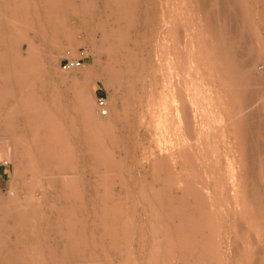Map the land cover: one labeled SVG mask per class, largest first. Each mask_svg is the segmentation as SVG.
Listing matches in <instances>:
<instances>
[{
    "label": "bare ground",
    "instance_id": "obj_1",
    "mask_svg": "<svg viewBox=\"0 0 264 264\" xmlns=\"http://www.w3.org/2000/svg\"><path fill=\"white\" fill-rule=\"evenodd\" d=\"M196 1L204 14V16L201 14V17L203 16L204 22L207 20L204 23L200 19L201 17L199 18L201 20L200 27L207 23L206 28L202 27L203 30L198 29L194 11L188 10L185 18L183 11L186 7L184 6L185 8L180 10L181 6L178 5L179 9H177L176 3L170 4V6V0H106L101 6L97 2L95 3V0H0V75L3 76L0 78L2 80L0 81V102L3 106L11 103L8 119L20 109L21 111L25 109L26 115L30 118L22 125L13 124L10 120L5 122L4 124L11 128L9 129L11 131L16 127L19 129L21 127L22 130L15 129L14 138L12 137L13 140L10 142L13 143L12 145L4 142L0 143V147H5L6 155L13 160L15 163L13 167H15V171L20 172V175H23L24 172L23 159L27 157V163L29 162V169L32 173L25 183L27 194H24V196L26 195L24 203L20 204L16 196L0 203V264H12L14 260L12 256L15 251L10 242L13 234L18 239L15 247L20 249L27 264L81 263V256L85 253L84 243H87L89 237L86 232L81 233L80 242L82 241L83 244H80L77 236L78 222L73 219L78 212L79 205L83 203L86 207L87 201L84 194L86 181L82 177L76 176L79 164H73L74 162L71 163V161L75 158L76 152L81 150L87 151L97 160L110 156V154L112 156L111 146L120 141L117 138L120 136H116L118 120L127 118L126 115H132V113L136 117L126 120L131 138L134 135V141L138 139L140 145L144 143V138L157 144V150L146 155V160L147 163L149 161L147 171L152 173L158 183L141 184V187L138 186L139 192L134 187L139 195L136 194L137 198L139 197L137 202L139 200H143L146 204L148 202V205L155 208V212L159 216L161 214L165 216L163 226L152 229L159 230L162 237L159 242L156 241L158 245L151 257V264H173L175 258L188 261V258L194 254V250L199 247L205 248L202 254L198 253L208 261L209 254L217 252V250L220 252V248L214 249L213 241L216 238H212L213 234H210L211 238H206V235L210 233L206 234L208 229L214 235L217 233L216 236H219L216 241L218 246L221 230L225 223H233L236 227L235 230L238 228L240 232L242 227V234L245 232V228H243L245 225L250 226L251 224L256 229V226L259 225L255 226L257 220H262L264 223V138L260 133L262 125L260 120L263 111L261 107H255L243 113L245 108L250 107L254 99L257 97V100L263 93L261 88L254 87L253 83L264 81V73L256 72L252 68L253 58L255 59V55H258L259 51L252 43L255 30L249 20L250 13L244 0ZM59 3H62L61 7L58 5ZM178 10L180 11L178 12ZM69 13L77 15L79 22L69 24L65 19ZM220 15L225 19L224 22L220 19ZM108 16L113 17L115 25L109 23ZM219 20H222L221 24H219ZM96 21L98 22L97 27L103 30L102 42H97L96 34L94 35L96 30L94 22ZM29 24L43 36L47 49L44 50L43 56H40L42 61H38L36 55H40L41 52H37L40 49L35 51L37 46L28 40L29 50L24 56V68H15L14 65L18 61L11 52L19 47L9 43V39L16 41L24 32L20 27L24 25L27 27ZM81 28L86 30V38L90 39L92 47L96 50L105 48L107 51L110 59L106 66L104 65L107 74L106 83L112 84L113 81L120 87L121 95L126 98V103L124 101L123 104L126 105L116 108L108 100L104 106L108 109L106 110L107 115H101L100 111L98 112V104L90 95L82 91V86L85 83L88 84L89 81L93 82L95 78L104 76V72L100 69H93V66L92 68L87 67L89 69L83 73L74 72L73 75L60 78V81L72 86L75 90V100L70 107V110L75 114L74 127L84 126L89 130H59L55 127L65 126L57 120L66 113L65 106L60 105L61 107L58 108L57 106H44L39 94L41 90L45 92L54 86L52 74L53 70L57 69L56 62L59 53L64 47L66 50H75L78 47L80 43L78 30ZM137 33L142 34L143 39L139 37L141 40L148 39V41L154 42L156 62L152 68L148 86L146 83L149 75L145 74L147 77L145 76L143 80L142 76L144 75L140 73V78L136 71L137 56L140 54L134 47H137L139 43L141 45V40L135 36ZM10 34L13 35L10 36ZM236 40H238V44L240 43L239 47H242V50L249 46L252 47H250L252 51L248 56H246L248 53L244 55V51L236 49V47L238 48V46L235 47ZM132 43L135 44L134 47ZM144 44L142 41V45ZM53 46H57L58 50L52 51L51 47ZM144 48L145 46H143ZM140 59L143 61L144 58L140 57ZM144 63L142 62L141 65L145 66ZM87 64L85 63L83 67H86ZM142 70L144 69L142 68ZM222 70L227 71V74L221 75ZM146 73L148 74V71ZM23 77L24 81H22ZM139 78L143 80V85L139 83ZM219 81L225 87L231 86L230 90L227 88L228 90H224L221 94L222 87L215 86V83ZM218 88L220 89L218 90ZM28 111L34 113L37 111V113L33 117ZM78 118L82 119V124ZM227 131L234 134L235 140H229V142L224 140ZM237 136L240 138L238 141L236 140ZM223 143L234 145L232 148L236 155L233 156L235 160L232 158L233 154L225 152ZM9 146L13 148L10 149ZM231 158L232 160H230ZM220 159L226 162L224 166L216 168L217 164L213 165V163L215 164L216 160ZM39 165L43 166L42 171ZM26 169L28 170V166ZM128 171L127 174L133 172L128 173ZM26 172L24 173L26 174ZM43 175H46L45 180L42 178ZM123 179L124 177H122ZM124 180L122 183L126 184L128 179ZM136 180H131L133 181L131 183ZM142 181L141 183H143ZM95 184L98 186V183ZM36 188L40 189L43 199L46 200L48 196H52V205L55 208L52 215H48L46 212L44 214V208H38L37 200L32 198ZM134 188L131 189L134 190ZM97 189L98 187L93 190L96 192ZM127 189L130 187L126 186L125 189L124 186L126 192H132ZM86 190L89 191L87 188ZM107 190L100 197L101 200L96 198L97 202L96 200L94 202L100 208L99 211L104 207L100 213V220H97V223L99 222L104 229V235L101 238L106 241V236H108L110 239L107 240L108 245L110 242L108 247L116 252L126 250L124 251L126 254L124 252L123 254L129 257L133 253L131 251L134 246L132 243L134 240L133 230L136 227L133 229L132 224L134 223L130 219V215L129 220L127 219L128 212L123 211L127 215V220L121 222L122 215H125L122 214V210L125 208H122L126 201L122 202L123 204L117 203V206H115L116 204H113L112 207L109 206L107 201L111 198L112 192L110 189ZM126 192L123 193L127 194ZM131 194L134 195V193ZM134 199L129 198L131 203ZM94 207L93 209H95ZM135 207H138L137 204L133 208ZM150 207L149 209H152ZM40 209H43L42 215L38 216L37 214L36 217L35 214L37 210L40 212ZM180 212L182 214L179 216ZM10 216H15L14 220ZM177 216L181 217L180 225L177 224L178 221L175 223L177 225L173 224L176 219L178 220L175 218ZM93 220L95 221L92 219L90 222L95 225L96 221L93 222ZM254 220L255 222H253ZM262 226L264 227L263 224ZM94 227L91 231L94 230ZM96 228L95 230L98 231ZM225 234L227 235V233ZM240 234L241 239H247L244 238V235L241 237ZM247 234L249 233L247 232ZM144 235L146 236V232ZM245 236L247 235L245 234ZM58 237L59 242L63 240L62 250L58 249L59 243L55 240ZM91 238L94 241L97 237ZM212 239L213 241H210ZM145 240H147L146 237ZM227 242L229 241L227 240ZM251 242L246 244L248 247L244 245L245 249L241 245L243 248L241 251L244 253L240 252L243 257L240 256V253L239 256L241 259L243 258L244 262L254 258L252 256L256 252L254 250L257 243L255 241V246L252 245L254 249L249 247L254 241ZM100 244L102 243L100 242ZM240 244L238 243L239 247ZM46 247L49 251H45ZM256 247L259 248V246ZM247 248L254 251L251 252L253 255H250L252 258H249L250 260L245 258ZM222 249L224 250V248ZM260 249L263 250L261 247ZM228 250L230 249L228 248L227 252ZM238 250L240 251V249ZM261 251L257 250L256 254ZM46 252H49L50 258L47 255L48 259H45ZM152 252L148 254L151 255ZM234 253L236 255V252ZM123 254L121 253V255ZM215 254L214 256H216ZM193 258L197 257L193 256ZM202 258V262H198L200 259H197V262L195 261L193 264H209V261L203 263L204 259ZM126 260L130 259L126 258ZM190 261L188 262L190 263ZM183 262L185 261L183 260ZM188 262L186 263L188 264ZM92 263L95 262L92 261ZM130 263L127 262V264Z\"/></svg>",
    "mask_w": 264,
    "mask_h": 264
},
{
    "label": "rangeland",
    "instance_id": "obj_2",
    "mask_svg": "<svg viewBox=\"0 0 264 264\" xmlns=\"http://www.w3.org/2000/svg\"><path fill=\"white\" fill-rule=\"evenodd\" d=\"M18 1H22V0H18ZM38 1H40V0H38ZM105 1L106 0H95V3L97 2V4L99 6H101V5H103V3ZM244 1L246 3L247 8H248V11L250 13V19L249 20H250L251 26H252V28L254 27V30H255L254 33H253V37H252V41H253L252 43L255 46V48L259 51V54L258 55L257 54L256 55L255 54H252V55H255V59L253 58L254 61L252 60L253 61L252 62V66L253 67L252 68L256 72L264 73V0H244ZM183 2L185 4V0L184 1L183 0H178V1L177 0H172V2L170 0L169 5L170 4L173 5V3H176V7L178 5L181 6V7H179L180 10H181V8L182 9L185 8V7L187 8V6H188L187 9L185 8V11L182 10L183 11V15L185 16V14H186V16H187L188 10L189 11H192V12L194 11V18L196 19L195 22H197L198 29L200 28L201 30H203V28H206V24L207 23L206 24H202V26L200 27L201 20H203L202 22H204V18H203L204 14H203V11L201 9H199V6L197 4V1L196 0H187L186 1L187 3L185 5L183 4ZM58 5H60V7H61L62 6V3H59ZM101 8H103V7H101ZM179 8L177 7V9H179ZM193 8H195V9L193 10ZM53 10H56V9H53ZM180 10H178V12ZM200 10H201V13H200ZM1 12H2V10H1ZM2 14H4V13H2ZM5 14H7V13H5ZM201 14H203L202 17H201ZM186 16H185V18H186ZM106 17H103V18L105 19ZM199 18L201 20H199ZM65 19L68 21L69 24L70 23H75V22L77 23V22H79V17L77 15L76 16L73 15V13L67 14ZM112 19H113L112 16H110V17L108 16L109 23H113L115 25L114 19H113V22H112ZM220 19H222L223 22L225 21V19H223L222 16L220 17ZM222 20L221 21L219 20V24L222 23ZM98 22H100L99 19H98ZM98 22L97 21L94 22L95 29H96V30L94 29L95 30L94 35L96 34L95 38H96V41L97 42H100V41L102 42L103 39L101 40V37L103 36V30L100 27H97ZM205 22H207V20H205ZM29 26H30V24H29ZM29 26L27 25V27H26L24 25V26H21L20 27L21 30L24 31V32H23V34H22L21 37H18L17 38L16 41L15 40L13 41L12 39H9V43L16 44L19 47L15 51L11 52L15 56V59L18 61L14 65L15 68H18V67L24 68V56L26 55V53L29 50V42H28V40L32 41L34 43V45L37 46V47L35 46L36 47V50L35 51H37L38 49H40V50L37 51L38 53L41 52V53H39L40 55L38 56V55L35 54L36 55V58H38V61H42V60H40V58H42L40 56H43V54L45 53L44 50L47 49L46 46L44 45L45 42H44L43 36L40 35L39 33H37V31L35 30L34 27H32V25L30 26V28L32 27L31 29L28 28ZM85 31L86 30L85 29H82V28L80 30H78V34L80 36L79 37V40H80V43L79 44L80 45L78 44V47L81 46V45H85V46H87V48L89 50L90 56L87 59V63H88L87 66L86 67H83L82 66L81 68H75V69L68 70V71H65V70L61 69L59 63H60V60L62 58V55L65 53V51H63V50H66V47H64V49H62V51H60L58 60L56 62L57 69L56 70L55 69L53 70L52 77L54 79V86L52 88H50V89H47L45 92H42V90L40 89L41 91H40L39 97L42 99V104L44 106L45 105H47L48 107H56L57 106V108L60 105L61 106H63V105L65 106V107L63 106L65 108V110H66V113H64L65 111L63 112L65 115L63 114L61 116V118L57 119L61 123L65 124V126H63V127H55L56 129H59V130H66V131H74V130L88 131L89 130V128H85L84 126H79L77 128L74 127L73 123H74V116H75V114H74V112L72 110H70L71 109L70 107H71V104L73 103V101L75 100L74 99L75 90H74V88L72 86L67 85V84H65V83H63V82L60 81V78H63V77L68 76V75L69 76L70 75H73L74 72H78L79 74L80 73H83V71H86L87 69H89L87 67H91L92 68V66H93V69H96V70H99L100 69V70H102L104 72V76L99 77V78H95L93 80V82L92 81H89V83L87 82L88 84L85 83L86 85L84 84L82 86V91L85 92L86 94L90 95V97L95 100L96 104H98L97 105L98 106V112L100 111V114L101 115L106 116L107 114L102 113V109L99 108L100 107V103H99V100L97 98L99 96H104L105 102L108 101V100H110L111 101V104L114 107H116V108L124 107L126 105V104L125 105L123 104L124 101H125L124 103H126V98L123 95H121L122 93H120V91H121L120 90V87L118 85H115V82H113V81H112V84L111 83H106L107 82V80H106L107 79V74H106V71H105L104 67L106 66V63L108 62V60L110 59V57L108 56L107 51L105 50V48H100V49L98 48L96 50L94 47H92L91 41H89L90 39L88 37L86 38ZM12 35L13 34H10V36H12ZM81 35H83V36H81ZM141 35L142 34H138V33L135 34V36L139 40H141L140 38H142ZM8 36H9V34H8ZM207 36H208V34H207ZM8 38H10V37H8ZM85 38H86V40H84ZM142 41H143V44L145 42L144 45H142ZM234 43H235V41H234ZM153 44H154V42L148 41V39L141 40V45L139 43L138 46L136 45L137 47H134L135 44L132 43V46L137 50L138 54H140V55L137 56V60H138L137 63L139 64L138 65L136 63L137 64L136 65L137 74H139V75H140V73L143 74L144 75V76H142L143 80H144V77L146 75H149L148 77L146 76L148 78V81L146 83L147 86L150 84V81L149 80H151V71H152V68L154 67V64L156 62V57H155V51H154V48H153ZM147 45L149 46V48H148ZM143 46H145L144 49H143ZM236 46H238V48ZM239 46H241V45H240V43L238 44V40H236L235 47H236L237 50L239 49L241 51L242 50L241 49L242 47H239ZM250 47L251 46L246 47L248 49L245 48V50H242V51H244L243 52L244 55H246L248 53L246 55V56H248L251 53V51H252L251 48L252 47L251 48ZM51 50L52 51L58 50L57 49V46L51 47ZM139 52H141V53H139ZM148 52H150V53L148 54ZM140 57L144 58L143 61H142V59H140ZM141 61L142 62H145L144 63L145 66L144 65L143 66L141 65L142 64ZM220 67H222L221 64H220ZM142 68L144 70H142ZM147 71H148V74L146 73ZM226 72L227 71L222 70L220 74L224 76V73H225V75L227 74ZM0 78H3V76L1 77V75H0ZM140 78H141V75H140ZM140 78H139V80L141 82L139 81V83L141 85H143V83H142L143 80L140 79ZM0 81H2V80L0 79ZM22 81H24V77L22 78ZM220 81L219 82H216L215 83V86L222 87L221 89L218 88V90L220 89L221 94H222V92L224 90L225 91L228 90V89L230 90V87L231 86L225 87L222 84H220L221 83ZM219 84H220V86H219ZM226 85H228V84H226ZM253 86L254 87L255 86L260 87L261 88V91L263 93H261V95H259L260 97L257 100H256V98H257L256 97L254 99L255 102L253 101L251 103L250 107H246L243 113L248 112L249 109H252V108H255V107H261L263 113H262V117H261V120H260V122L262 123L261 128H260V133H261V136L264 138V81L253 83ZM0 101H1V98H0ZM10 106H11V103H8L7 106H5V105L3 106V104H1V102H0V143H4V142L10 143V142H12V140H13L12 137L14 138L13 132L16 131L15 129L17 128V131L22 130L21 127H20V129H19V127H16L14 129H12V131H11V130H9L11 128L7 127L6 124H4L5 122L7 123V121L10 120L13 124L16 123L17 125H22V124H25L28 121V118H29L26 115L27 112L25 111V109L23 111H21V109H20L19 111L13 113L12 116L10 117V119H8L7 116L11 112L9 110ZM106 109H107V107H106ZM28 112L33 117H34V114L37 113V111H35V113L33 111L32 112L28 111ZM23 113H24V116H23ZM124 113H125V111H124ZM130 115L127 114L126 115L127 118L124 117V118H121V119L118 120L119 124H118V127L116 128L117 129L116 136H120V137H117L120 141H119V143H116V144H114V145L111 146L110 153H112V156L110 154V156L108 155V156H106L104 158H101V159L97 160L92 155H90L87 151L85 152V150H81L80 152H78V151L76 152V154L74 155L75 158H73L72 161H71V163L74 162L73 164H75V163H78L79 164V167L76 170V172H77V175L76 176L82 177L83 180L86 181L85 186H84V194L86 195V201H87L86 202V207L84 206L83 203L81 205H79L78 212H77L75 218L73 219V221L78 222V228H77L78 241L80 242V240H81V238H80L81 237V233H85L86 232L87 235H88L87 237H89V238H87V243H84V245H85V249H84L85 250V253L81 256V260H80L81 263L80 264H127V262H131L130 264H151V257L154 254V251L156 249L155 247H157V245H158L157 242H159L160 237H162V236H160L161 233L159 232V230L154 231L152 229L157 228V226H158V228L159 227L161 228L163 226V223H164L163 221L165 220L164 214L159 213V214H161L159 216L158 213L155 212V208H152V207H150L148 205V202H147V204L143 200H139L140 202L139 201L137 202V200L139 199V197L137 198V196H139L137 194L139 192V187L138 186L141 187V184L143 185L144 183L145 184H149V185H151V183L154 184V182L158 183V181H156L153 178L152 173L150 171H147L149 169V165H148L149 161L147 163V160H146V155H148L149 153H151L153 150L154 151L157 150V144L154 141H151L149 139L144 138V140H143L144 143L140 145V142L138 141V139H137V141L136 140L134 141V135H132V138H131V136H130L131 133H129V129L126 126V120H128V119L129 120L130 119H134L136 116L133 113H132L131 116ZM78 119H79V122L82 124L83 123L82 119L81 118H78ZM230 128L233 129V127H230ZM24 129H26V128L24 127ZM225 136H224V138H225L224 140L227 141V142H229V140L230 141L235 140L234 134L231 133V132H229V131H227V133H226ZM240 138H241V136H240ZM240 138L238 137V138H236V140L238 141ZM82 140H83V138H82ZM263 142H264V139H263ZM80 143H78V144H80ZM10 144L12 145L13 143H10ZM226 144H227V146H226ZM226 144H224V149L226 151L224 149H223V151H225V152H227V153H229L231 155L233 154L232 155V158H233V156L235 155V152H233L234 149L232 147H234V145L231 144L232 145L231 146L229 143H226ZM153 145H155V146L153 147ZM218 145L220 146L221 144H218ZM11 147L12 146H9L10 149H11ZM155 147H156V149H155ZM231 148H232V150H230ZM5 150H6L5 147H0V203L5 202L8 199H10L11 197L16 196L18 198V202L20 204H22V203H24V201L26 199V195L24 196V194H27V191H26L27 188L25 189V187H26L25 186V183L31 177L30 175L32 174L31 173V170L29 169V164H28L29 162L27 163V161H28L27 157L23 159L24 160V172H26V171H29V172H26V174L23 172V175H20V172L19 171L18 172L15 171V167H13V166H15V163H13V160L9 159V157L6 155ZM77 153L79 154V156H78ZM232 158L230 160H232ZM233 160H235V157L233 158ZM4 161H8V164H4L3 163ZM220 161H222V162L221 163H218ZM225 162H223V159L222 160L220 159L219 161L216 160L215 164L213 163V165H216L217 164L218 166L216 165V168L217 167L219 168V166L220 167L224 166ZM93 164H94V166H93ZM119 164H121V165H119ZM42 165H39L40 170H41V168L43 170V166ZM27 166H28V170L26 169ZM44 166H45V163H44ZM4 168H6V171H5ZM44 170H46V169L44 168ZM128 170L133 171L132 174L130 173L131 175L126 173ZM130 171H128V173ZM147 172H148V174H147ZM53 173H55V172H53ZM132 175L134 176V178H133ZM28 176H30V177H28ZM43 176H42V178L45 180V176L46 175H43ZM129 176H132V177H129ZM122 177H124V179H126V180L128 179L126 181V184H123L125 180L124 179L122 180ZM129 178H131V179L129 180ZM135 179H137L136 181H138V182L140 181L139 182L140 184L137 183L136 181H134V183H131V182H133L131 180H135ZM121 180L123 181V183H122ZM142 180H144V181H142ZM89 181L91 183H88ZM141 181L143 183H141ZM92 182L94 183L93 184L94 186L96 185V188L98 187V189L96 190V192L98 191V193H96L94 191L96 188H94V186L92 185ZM95 183H98V186ZM121 183L125 186V189H126V186H129L130 189H127V191H129V190L132 191L131 193H134V195H132L129 192H126L124 190V186ZM91 187H93V188H91ZM132 187L133 188L135 187L138 192L135 190V188H134V190L131 189ZM86 188L89 189V191L86 190ZM24 189H25L26 192L24 191ZM107 189H110L111 192H112L111 198L108 199V201H107L108 205L112 207V206H114L116 204L115 206H117V203L120 204V203L126 201L125 203H127V204L124 205L125 203L124 204L122 203L124 207L123 206H121V207H123L122 209L125 208V210H122V214H125V212L126 213L128 212L127 213L128 216L126 214L125 215H122L121 214L122 215L121 222H122V220H123V222H125L128 219L129 215H130L131 218L130 217L129 218L134 223V224H132L133 229L136 227L133 230L134 233L132 232L133 235H134V240L132 241V243H133L134 246L132 245L133 247H132V250L131 251L133 253L132 252L131 253L133 255L131 254L129 257H127V255H124V254H126V252H124L126 250L123 251L124 252V254H123L122 251H120V252L117 251L116 252L114 249L109 248L108 246H110V242H109V245H108V241L110 239L108 238V236H106V238L108 240V241L106 240L107 242L105 241V239H102L101 238V236L103 237V235H104V229L102 228V226L100 225L99 222L97 223V220H100V213H101V211L103 210L104 207L103 208L101 207L102 209H101V211H99L100 208L97 206L96 203L94 204V202H95V200L97 202V199L98 200H101L100 197L102 195H104V193H105V191ZM91 192L94 193L95 195L96 194L97 195L95 196ZM123 192H126L127 194H125ZM129 194H130V197L129 198H133L134 199L136 197L132 201V203L137 202V203H135V205L137 204L138 207L133 208L135 205H132V203H131V200L132 199L129 200V198H128ZM136 194H137V196H136ZM33 195L34 196L32 198L35 199V201L37 200L36 202H38V208H44V210L43 209H40V212L37 210L35 216L37 214H38V216L42 215V212L43 211H44V214L46 212L48 215H52V213H54V211H55L54 209L55 208L52 205V196L51 197L48 196V198L46 200L43 199V197L41 196V191H40L39 188H36L34 190ZM132 196H135V197H132ZM35 197L38 198L40 202ZM92 198L93 199L95 198V199L93 200ZM47 201H49L50 204H48L49 202L47 203ZM91 206H93V207L95 206L94 207L95 209H93V207H91ZM148 206L150 208H152V209H149ZM176 206L180 207L177 204H176ZM123 211H125V212H123ZM133 213H135V214H133ZM181 214L182 213L180 212L179 216ZM126 216H127V219H126ZM97 217H98V219H97ZM153 217L156 218V219H154ZM10 218L11 219L13 218V220H14L15 216L14 217L13 216H10ZM158 218H159V220H158ZM175 218H178V220L177 219L175 220ZM175 218H174L175 221L173 220L174 221L173 224L177 223L176 221H178L177 224L180 225L179 223H181L180 222L181 221V217H178L177 216ZM88 219H89V221L87 222V224H88L89 227L87 226V224H85ZM92 219H95L96 222L93 220V222L96 223L95 225L92 224V222H90V220L92 221ZM156 220L157 221H160L161 223L159 222L160 223L159 224ZM253 222H255V220ZM260 222H261V225H260ZM142 224H144L145 226H141ZM177 224H175V225H177ZM257 224H259V225H257ZM262 224L264 225V223H262V220H257V222H255V226L257 225L256 226V229H255L254 226H253L254 227L253 228L251 224H250V226L247 225V226H249L248 228L245 225L243 228H245L246 230L244 229L245 232H244V234H242L241 233L242 230H243L242 227H241V232H240L238 230V228H237V230H235L236 227H235V225L233 223H231V222L225 223V225H224L225 228L223 226V228L221 230L220 243L218 241V243L221 246L223 245L222 247L219 244H218V246L216 245V241L219 239V236L218 235L216 236L217 233L214 235V233H212L211 230L208 229L209 231H206V234L209 233V232L210 233H209V235H206V238L210 237V234H213L214 236L212 235V238L214 237V238H216V240L213 241V239H212L210 241H213L215 243L214 249H216V247L217 248H220L219 249L220 252H218V250H217L218 253L217 252H214V253L212 252L211 254H209L210 256L208 255V259L207 260L209 261V264H211V262H212V264H220L221 262L223 264H241L240 262L243 259V258L241 259V257H243V255L240 253V252H242L241 250H243V248H241V245H242V247H244V245H245V247H248L247 246L248 245L247 243L248 242L250 243L251 241H254V242H253V244L249 245V247L250 246L251 247L255 246L254 243L256 241L257 244L256 243L255 244H256V246H259V248L256 247V246H255V248L257 250H259V251L262 250V249H260V247L263 248V250L261 251L262 253L261 252L260 253L258 252L259 254L258 253L256 254L257 250L253 247L255 250L253 248H250V249H253L256 252L254 253V255L252 254L253 255L252 256L251 255V252H254V251H251V250H249V248H247L250 251V254L248 253V250L246 249L245 250V256H246L245 258H246V260H250L249 258H251V256H252L254 258L253 259L251 258V259L254 260V261L251 260V261H245L244 262V260H243L242 261V264H246V263L247 264H251V263L252 264H256V263L257 264H264V255H263L264 254V233H262V232H264V227L262 226ZM93 226H95L93 228L94 230L91 231V229H92ZM96 227H98V228H96ZM140 227H143V228H140ZM95 228L98 229V231L95 230ZM225 229L227 230V232H226ZM250 229H252V230L250 231ZM144 231L146 232V236L144 235L145 234ZM97 232H99V233L97 234ZM247 232L249 234H247ZM153 233H155V234H153ZM225 233H227V235ZM96 234H97V236H96ZM224 234H225V236H223ZM239 234L241 235V237L244 235V238H247L245 240L242 238L246 242L245 244L243 243L244 241L239 237ZM245 234L247 236H245ZM133 235H132V239H133ZM151 235H153V236L155 235V236L153 237ZM141 236H144V237L142 238ZM227 236H228V238H227ZM249 236H252L251 238L254 237L255 239L253 240ZM256 236H257V239H256ZM91 237H94V238L97 237V238H95V240L93 241V238H91ZM145 237H146L147 240H145ZM217 237H218V239H217ZM154 238H156V239H154ZM260 238H262L263 241ZM226 239L229 242H227ZM55 240L58 241L59 240V237L56 238ZM102 240H104V241H102ZM142 241L144 242V244H142L143 243ZM230 241H231V244H230ZM10 242H11V246H13V250L15 251L14 254H13L14 257L12 256V259H14L13 262H12V264H27L26 261H25V259H24L23 254H21L20 249L15 247L16 244H17V242H18V239H17V237L14 234L12 235V240ZM100 242L102 244H100ZM103 242H105V243H103ZM58 243H59V248L58 249L59 250H62L63 249V240L60 241V242L58 241ZM238 243H241L240 244V247H239ZM80 244H83V242L81 241ZM154 244H155V246H154ZM104 245H106V246H104ZM245 247H244V249H245ZM133 248H135V249H133ZM222 248H224V250L225 249L226 250L224 251ZM228 248L230 250H228V252H227V249ZM238 249H240V251ZM105 250H106V252H105ZM45 251H49L48 247H46V250ZM194 251L196 253L193 252L194 254H192V255L190 254V255L192 256V258H193V256L194 257H197V258L196 259L193 258V260H192V258H190L191 257L190 256L188 258V261L192 260V261H190V263L187 261V259L186 260L183 259L185 261V262H183L182 259L175 258V259H173L174 260L173 264H187L186 262H188V264H193V262H195V261L197 262V259L198 260L200 259L198 261V262H200L201 261V258H202L201 257V254L205 251V248L204 247H202V248L199 247V248H197V250L195 249ZM151 252H152V254L149 255ZM198 252H200L201 254L198 253ZM234 252H236V255H235ZM121 253L124 255V257H123V255H121ZM197 253H198V255H197ZM215 253H217L218 256ZM219 253H221V254H219ZM239 253L241 254L240 255L241 257L239 256ZM242 253H244V252H242ZM214 254L216 256H214ZM47 255L49 257V252L48 253L46 252L45 259H48ZM108 255H109V258H111L113 260H111V259L109 260ZM234 255L237 256L238 258H236ZM247 255L248 256L251 255V256L248 257ZM131 256H132L133 260H132ZM149 256H150V258H149ZM232 256H234V257L232 258ZM125 257L128 258V259H130L131 261L130 260H126ZM220 257L222 258L221 259L222 261L220 260ZM123 258H125V259H123ZM148 259H149V261H147ZM202 259L205 260V262L203 260V263L208 262V261H206V258H202ZM255 260H257V261H255ZM15 261H17V262H15ZM92 261L95 262V263H92ZM47 262H49V261L47 260ZM134 262H136V263H134Z\"/></svg>",
    "mask_w": 264,
    "mask_h": 264
},
{
    "label": "built area",
    "instance_id": "obj_3",
    "mask_svg": "<svg viewBox=\"0 0 264 264\" xmlns=\"http://www.w3.org/2000/svg\"><path fill=\"white\" fill-rule=\"evenodd\" d=\"M90 56L89 50L87 46L81 45L77 49H67L65 53L62 55V58L60 60V67L61 69L68 71L75 68H79L85 65L87 63V59ZM100 103V107H102V113L106 114L107 109L105 106L106 102L104 99V96L97 97ZM4 164H8V161H4ZM6 171V168H4Z\"/></svg>",
    "mask_w": 264,
    "mask_h": 264
}]
</instances>
